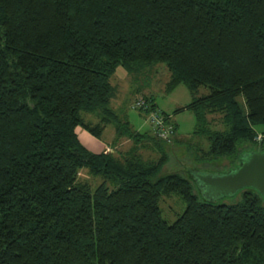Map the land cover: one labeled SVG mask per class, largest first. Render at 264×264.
<instances>
[{
	"label": "trees",
	"instance_id": "1",
	"mask_svg": "<svg viewBox=\"0 0 264 264\" xmlns=\"http://www.w3.org/2000/svg\"><path fill=\"white\" fill-rule=\"evenodd\" d=\"M159 63L169 90L193 94L176 110L196 115L185 160L182 141L133 130L111 104L120 66ZM108 125L127 152L81 142L78 127L101 139ZM260 142L264 0H0V264H264L263 195L211 202L189 174L229 171ZM174 192L186 209L170 223L160 198Z\"/></svg>",
	"mask_w": 264,
	"mask_h": 264
},
{
	"label": "rangeland",
	"instance_id": "2",
	"mask_svg": "<svg viewBox=\"0 0 264 264\" xmlns=\"http://www.w3.org/2000/svg\"><path fill=\"white\" fill-rule=\"evenodd\" d=\"M119 71L123 72L121 74H117ZM170 79L171 72L166 63H159L152 67H146V69L137 76L129 74L123 66H120L117 69L116 75L112 78V82L116 87V94L112 98L111 104L119 113L122 114L124 121L129 120L133 130L141 133L151 130L154 133L151 120H149V114L151 111L148 115L143 112V110H146V106L151 104L145 96H153L157 105L156 111H158L162 116H167L168 118L171 117L170 122L172 124H177V129L172 136L174 138H178L182 142L175 145L174 149L177 151L178 156L185 160L190 157V143L193 145L199 141L197 137H192L196 126V115L193 111L188 109L178 112H176V110L190 104L193 100V94L184 83H180L173 89L169 90L167 85ZM203 92H207V89L201 87L197 92V96H201ZM138 98H145L146 101L144 106L135 109L132 105ZM243 108L246 111L247 108L245 106ZM82 115L89 120L90 116H88L86 112H82ZM90 119L93 120V123L98 121L94 118ZM255 128L257 131H261L263 126L257 125ZM77 132L81 142L87 148L95 152L99 151L102 146L107 145L105 148L107 150L115 152L116 154L119 152L125 153L134 143L133 140L127 137L120 139L115 126L113 125L107 126L101 139L94 137L82 127H78ZM204 143L205 142H203V145ZM142 153L147 159H154L157 157V153L150 149H145ZM174 156L175 155L171 153L169 164H167L169 168L166 167L164 170H167V168L170 169V171L180 169V162L177 161ZM227 166L229 165H226V167ZM80 176L82 179H89L94 187H97L103 181L101 176H92L87 168L82 169ZM238 196L239 194L235 197ZM227 199H232V197H227L226 200ZM160 207L164 218L168 222L173 223L186 209V202L176 192L162 194L160 198Z\"/></svg>",
	"mask_w": 264,
	"mask_h": 264
},
{
	"label": "water",
	"instance_id": "3",
	"mask_svg": "<svg viewBox=\"0 0 264 264\" xmlns=\"http://www.w3.org/2000/svg\"><path fill=\"white\" fill-rule=\"evenodd\" d=\"M202 197L216 202L235 196L246 187L256 188L264 197V151L260 146L256 150L244 152L237 167L226 172L190 169Z\"/></svg>",
	"mask_w": 264,
	"mask_h": 264
},
{
	"label": "built area",
	"instance_id": "4",
	"mask_svg": "<svg viewBox=\"0 0 264 264\" xmlns=\"http://www.w3.org/2000/svg\"><path fill=\"white\" fill-rule=\"evenodd\" d=\"M144 99L138 98L132 105L133 108L138 109L144 106ZM149 120L152 123V129L154 133L163 139H169L174 133L173 126L166 123L164 116H162L158 111L152 110L149 114Z\"/></svg>",
	"mask_w": 264,
	"mask_h": 264
},
{
	"label": "crops",
	"instance_id": "5",
	"mask_svg": "<svg viewBox=\"0 0 264 264\" xmlns=\"http://www.w3.org/2000/svg\"><path fill=\"white\" fill-rule=\"evenodd\" d=\"M123 71H119L117 74H121ZM106 146L107 145H105V146H102L101 148H100V150L99 151H96V152H102V151H105V150H107V149H105L106 148Z\"/></svg>",
	"mask_w": 264,
	"mask_h": 264
}]
</instances>
